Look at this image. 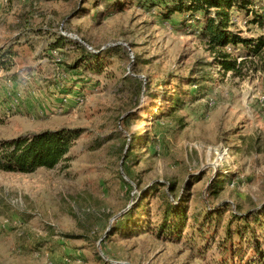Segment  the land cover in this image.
<instances>
[{"label":"rangeland","instance_id":"374dc122","mask_svg":"<svg viewBox=\"0 0 264 264\" xmlns=\"http://www.w3.org/2000/svg\"><path fill=\"white\" fill-rule=\"evenodd\" d=\"M153 2L0 0V44L20 52L0 72V140L83 130L55 168L0 170V264H264V71L224 74ZM58 33L102 54L75 90L45 89L60 79ZM62 93L85 102L55 111ZM174 197L187 207L179 237L157 233Z\"/></svg>","mask_w":264,"mask_h":264},{"label":"trees","instance_id":"16d2710c","mask_svg":"<svg viewBox=\"0 0 264 264\" xmlns=\"http://www.w3.org/2000/svg\"><path fill=\"white\" fill-rule=\"evenodd\" d=\"M153 5L158 8L164 20L180 16L181 23L190 25L194 34L205 42L212 53L213 64L224 74L232 73L233 76L245 78L248 71H264V5L259 7L254 0H154ZM235 16L259 26L263 32L245 37L241 32L232 30L231 26L236 23L233 21ZM65 47L75 52L73 60L68 63L62 59L60 64L64 65L69 75L72 73L78 76L72 82L74 86H65L64 92L75 90L76 82L85 78L79 74H92L96 62L102 57L101 52L58 33L50 45L51 54L56 52L64 55L67 52L63 49ZM6 54H12V50L0 51V63ZM127 79H130L128 75L124 77V80ZM60 82L56 79L55 84L58 86ZM133 84L138 90L141 89L138 81ZM194 86L197 87L196 84ZM82 132L81 128L62 127L2 139L0 170L32 173L40 168H55L61 162L70 160V150ZM183 201V197H174L168 201L166 220L159 227L158 234L180 236L187 218V207L183 206Z\"/></svg>","mask_w":264,"mask_h":264},{"label":"built area","instance_id":"2783aa9c","mask_svg":"<svg viewBox=\"0 0 264 264\" xmlns=\"http://www.w3.org/2000/svg\"><path fill=\"white\" fill-rule=\"evenodd\" d=\"M263 14H264V10H263ZM233 21L236 22V23L237 22L247 23V20L246 19H242L239 16H235L233 18ZM79 40L83 44H85L88 48L93 49L92 46L89 45L88 43L84 42L81 39H79ZM55 54H56V56H55V62L57 64V69L59 70L58 76L60 78L59 80L61 81L58 84L57 87L60 88V89H62V88H64L66 86V82L65 81L69 80L70 75L65 70H63L61 68V66H60L61 65L60 63L62 62L61 55L58 54V53H56V52H55ZM10 88H11V85H10ZM8 93H9V95H13L12 96L13 103H11V108H14V107H16V105H18V102H19L20 97H21V93L20 92L19 93L17 92V93L14 94L11 91H9ZM60 96H61L60 97V103H59L60 106H56L55 109H54L55 111H58V112L61 111L62 108L66 104H69V103H72L73 102V103H75L77 105H82L85 102V97L82 96V94H77V93H75V94H73V93H62ZM41 114H44V110L43 109H41Z\"/></svg>","mask_w":264,"mask_h":264},{"label":"crops","instance_id":"0c3cea01","mask_svg":"<svg viewBox=\"0 0 264 264\" xmlns=\"http://www.w3.org/2000/svg\"><path fill=\"white\" fill-rule=\"evenodd\" d=\"M55 37H56V36H54V39L51 41V43L54 42ZM51 43H50V44H51ZM2 47H3V44H0V51H1V53L5 52V51L8 50L9 48L12 50V54H6L5 57L1 59V63H0V72H1V71H5V69H6V72H7V71L9 72V71L11 70V68L15 65V61L17 60V56L20 54V52L17 51L18 49H16V48H15L16 50H14V47H12V46H10V47H8V48H2ZM48 48H50V46H49ZM63 49L65 50V49H69V48L65 47V48H63ZM50 54H51V53H50ZM51 56H52V54H51ZM15 72L18 73L19 70L17 69ZM54 81L56 82V79H53V80H50V81H49L50 84H48L47 87L45 88L46 91H47V89H51V90H53L52 88H53V86L55 85V82H54ZM56 85H57V84H56ZM56 85H55V86H56ZM54 89H55V88H54ZM56 91H57V89H56ZM4 92H6V90H5ZM54 96L57 97L56 94H54ZM56 100H57V99H56ZM42 108H43V107H42ZM42 108H40V110H41Z\"/></svg>","mask_w":264,"mask_h":264}]
</instances>
